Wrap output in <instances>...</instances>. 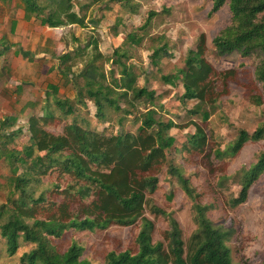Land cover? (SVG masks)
<instances>
[{
  "label": "trees",
  "instance_id": "1",
  "mask_svg": "<svg viewBox=\"0 0 264 264\" xmlns=\"http://www.w3.org/2000/svg\"><path fill=\"white\" fill-rule=\"evenodd\" d=\"M20 1L40 24L51 28L73 24L85 27L86 12L92 3H100L98 10H102L103 3L107 9L118 5L133 14L138 11L131 0L78 1V11L73 0ZM224 6L230 19L213 38L214 51L218 56L238 53L257 57L253 77L264 91V0H212L207 15L218 13ZM157 14L150 10L136 32L125 34L127 46H114L102 53L98 39L90 35L84 45L58 54V72L64 84L74 91L73 98L59 95L51 87L42 95L39 114L33 112L37 101L25 104L29 108L25 125H16V114L0 117V161L9 172L5 182L10 185L9 195L0 203V237L9 255L24 244L30 246L20 255L18 264H97L83 257L87 247L79 234L87 236L114 227L134 230V248L104 249L103 264H243L231 256L228 241L232 228L214 224L207 217L213 205L201 200L172 156L171 149H178L169 131L192 126L194 130L188 133L180 152L203 154L212 166L235 157L249 142H263L264 125L251 133L235 128L233 138L223 149L211 145L214 135L207 126V106L218 107L236 72L214 68L205 55L203 33L198 36L197 45L187 51L183 68L175 74L161 70L160 60L174 54L165 36L160 37L159 45L152 46L145 69L134 64L131 49L142 45L152 17ZM115 29L116 25H112L116 35ZM11 47L2 36L0 58ZM106 62H111L110 68H105ZM50 70H55L54 66ZM160 79L169 91L171 86L180 88L181 94L176 93L175 98L183 105L189 100L202 103L201 107L187 110L191 115L188 121L176 123L159 115L157 108L164 109L166 90L158 91L152 86ZM20 92L18 85L13 90L16 101ZM89 102L97 121L117 122L115 132L104 133L81 116L80 108ZM261 102V97H257V104ZM134 103L149 107L131 120L133 110L136 111ZM55 121L64 122L57 134L46 129ZM126 121L131 122L133 130L124 128ZM23 135L26 140L21 142ZM162 171L163 180L169 186L175 182L192 201L196 227L186 244L177 221L153 200L152 195L162 186ZM54 173L56 179L62 178L65 183L47 179ZM263 177L264 148L255 161L240 165L231 174H219L217 187L224 188L227 181L238 183L237 193L226 202L233 208L247 202L250 188ZM167 197L172 200V193ZM146 211L158 220L166 218L168 230L163 232V240H154V221L145 216Z\"/></svg>",
  "mask_w": 264,
  "mask_h": 264
},
{
  "label": "rangeland",
  "instance_id": "2",
  "mask_svg": "<svg viewBox=\"0 0 264 264\" xmlns=\"http://www.w3.org/2000/svg\"><path fill=\"white\" fill-rule=\"evenodd\" d=\"M73 1L74 9L78 11L76 5L78 1L90 2L91 0ZM131 1L138 9L136 14L124 8L121 9L118 5L107 9L104 8L103 3H101L102 10H98L97 6H100V3H92L86 12L85 27L73 24L51 28L40 24L20 0H0V39L3 36L12 46L4 58L2 56V63L0 62V117L16 114L18 115L16 125H25L29 112L25 104L28 101H37L33 112L39 114L42 95L51 87L59 95L73 98L74 91L70 85L64 84L58 72L57 55L84 45L90 39V35L98 39V48L102 53L111 51L114 46H127L125 34L136 32L137 27L144 22L148 12L152 10L158 14L152 17L150 28L143 36L142 45L131 49L134 64L145 69L152 46L159 45L160 37L165 36L174 54L171 58L164 57L160 60L161 70L175 74L177 69L183 68L187 51L197 45V38L203 33L207 43L205 55L214 68L218 71L234 69L236 72L235 79L228 85V94L223 95L218 107L207 106L210 123L205 126L207 125L214 135V142L211 145L223 149L226 142L233 138L235 128H245L251 133L264 125V91L259 89L253 77L254 65L259 59L253 55L248 57L238 53L218 56L214 51L213 38L229 23L230 14L227 6L209 17L207 14L212 8V0ZM94 21H97L96 25L93 24ZM112 25H116L115 31H118L116 35ZM138 35L141 34L138 33ZM44 58H47L45 63L42 61ZM51 65L55 70L49 71ZM108 67H111V62L105 63V68ZM154 71L158 78V70L154 68ZM18 85L21 87V92L18 96L19 100L16 101L13 90ZM152 88L158 91L166 90V97L162 101L164 109L161 111L156 107L161 118L164 116L165 120L169 118L176 123H184L191 116L187 113L189 108L202 106V103L197 100H189L183 105L175 98L176 93L181 94L180 88L171 86L169 91V86L161 79L155 81ZM257 97L262 99L260 104H257ZM134 106L136 111L133 110L131 120L136 114L145 112V109L149 107L142 103H134ZM94 112L90 102L87 107L80 108L79 111L81 116L96 129L107 134L116 131L118 124L114 119L99 122L94 117ZM130 124V121L124 122V128L133 130L134 127L131 128ZM63 125V121H55L46 129L57 134L61 132ZM193 130L194 128L189 126L184 130L169 131V134L174 136L175 147L178 149L176 151L171 149L172 156L174 155L182 166L184 176L189 178L201 195V200L213 205L207 217L214 224L232 228L233 235L228 241L232 259L243 264H264V177L250 188L247 202L233 208L226 202L232 194L237 193L238 183L227 181L224 188L217 187L219 174H231L240 165L255 161L258 152L264 148V141L249 142L235 157L209 166L210 163L203 154L180 152L188 133H192ZM25 140L26 135H23L20 141ZM167 154L169 157L171 153L167 152ZM8 174L7 168L0 161V203L4 202L9 195L10 185L5 182ZM159 178L162 186L152 195L154 203L168 214L170 213L171 217L177 221L186 244L196 227L193 221L192 201L182 193L175 182L169 186L163 180L165 179L163 171L159 174ZM47 179L55 180L56 174L48 176ZM56 181L60 184L65 183L62 178ZM170 193L173 195L172 200H168L167 197ZM145 216L154 221L155 228L152 234L154 240H163V232L166 228L168 230L166 218L158 220L147 211ZM134 236V230L128 227H114L110 231L87 236L79 234L87 247L83 257L88 258L92 263L103 264L104 249H133ZM106 239H108L107 242ZM29 248L28 244H24L13 255H9L6 252L4 240L0 237V264H18L20 255Z\"/></svg>",
  "mask_w": 264,
  "mask_h": 264
},
{
  "label": "crops",
  "instance_id": "3",
  "mask_svg": "<svg viewBox=\"0 0 264 264\" xmlns=\"http://www.w3.org/2000/svg\"><path fill=\"white\" fill-rule=\"evenodd\" d=\"M5 55H6V54H5ZM5 55H3V58H4ZM3 58H2V57L0 58V62H1V63H2V61H3ZM46 59H47V58H46ZM46 61H47V60H43L44 63H45Z\"/></svg>",
  "mask_w": 264,
  "mask_h": 264
}]
</instances>
